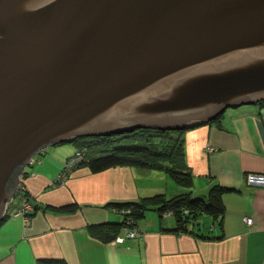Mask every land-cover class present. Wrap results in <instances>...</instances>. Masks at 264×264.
Listing matches in <instances>:
<instances>
[{
	"label": "water",
	"instance_id": "1",
	"mask_svg": "<svg viewBox=\"0 0 264 264\" xmlns=\"http://www.w3.org/2000/svg\"><path fill=\"white\" fill-rule=\"evenodd\" d=\"M264 103V0H0V224L43 150Z\"/></svg>",
	"mask_w": 264,
	"mask_h": 264
},
{
	"label": "crops",
	"instance_id": "2",
	"mask_svg": "<svg viewBox=\"0 0 264 264\" xmlns=\"http://www.w3.org/2000/svg\"><path fill=\"white\" fill-rule=\"evenodd\" d=\"M50 152L27 171L26 191L35 209L28 220L12 217L20 207L17 196L8 205L0 226V264H264V187L247 182L250 173L264 174V103L228 109L219 122L184 136L180 164L203 186L194 182L183 190L176 184L170 198L208 200L215 188H227L226 213L218 220L203 213L178 227L174 216L152 210L157 215L146 212L104 241L95 230L124 221L112 204L163 194L144 196L134 172L163 170L120 166L94 173L84 166L62 186L56 179L71 156L58 159ZM133 230L141 236L128 238Z\"/></svg>",
	"mask_w": 264,
	"mask_h": 264
},
{
	"label": "trees",
	"instance_id": "3",
	"mask_svg": "<svg viewBox=\"0 0 264 264\" xmlns=\"http://www.w3.org/2000/svg\"><path fill=\"white\" fill-rule=\"evenodd\" d=\"M220 119L221 117L217 118L216 122H219ZM81 142L89 150L83 154V160L76 168L86 166L94 173L130 165L164 168L181 186L187 188L194 186L192 174L181 164H179V169L172 168L169 164H166L168 162L174 165L177 158L184 160V139L181 138V134L177 131L145 128L113 136L90 137L82 139ZM49 151L50 148H47L42 154H47ZM38 157L40 156L35 157L34 164L39 159ZM65 168L66 165H64L58 176L65 172ZM27 171L28 169L26 168L23 174L25 177L29 175ZM226 189L223 187L215 188L208 200L204 198L193 199L186 195H179L169 199L164 194H160L154 195L152 198L146 197L139 202L112 204L111 207L118 209L123 218L124 214L121 212L126 208H130L136 216V220L130 221L126 218L122 223H107L95 230L97 232L96 235L100 236L104 241H110L122 233L124 225L131 226L133 224L134 226V222H138L151 209L173 213L178 227L179 225L185 226L186 222L196 219L203 213L218 220L226 213L223 201V193Z\"/></svg>",
	"mask_w": 264,
	"mask_h": 264
},
{
	"label": "rangeland",
	"instance_id": "4",
	"mask_svg": "<svg viewBox=\"0 0 264 264\" xmlns=\"http://www.w3.org/2000/svg\"><path fill=\"white\" fill-rule=\"evenodd\" d=\"M223 114L224 113H222L219 117H222ZM216 120H214L212 122H216ZM198 127L199 126H196L194 128H190V129H186V130H179L178 129V130H173V131L179 132V134H181V138L184 139V136H185V134L188 131L195 130ZM171 130H168V131H171ZM49 148H50V151H53L52 153H54V151H55L54 155L58 159H62L64 157L67 158L68 156H71L64 164V165H66L65 171L68 173V175H65V177H64L65 180H64V182L61 183V185L65 186L67 184V182L70 180V178L73 176V173L76 170L79 169V168H76V167L79 165L78 161L81 160L80 159V153L85 154L86 152H88L89 148L84 147L82 145L81 140L75 141L73 143H64V144L58 145L56 147L51 146ZM43 151L45 152V150H43ZM50 151H49V154H51ZM42 152L40 153L42 156L40 154L37 155V156H40V157H38L40 159L43 156H47L46 153L42 154ZM44 154H46V155H44ZM183 161L184 160H182V158H177V160H175V162H174L175 163L174 165L171 164V163H168V162L166 164H169V166L172 167V168L175 167V168L179 169V164L182 163ZM69 167H72V168H69ZM126 167H128V166H126ZM129 167H137V168H141V169L163 170V171H161V172H163V174L162 173H160V174L153 173L151 175L150 174L144 175V174L139 173L138 171L134 172V174H135L134 175V183H135L136 187L138 188V190L141 193H144L143 194L144 196L146 194L154 195L156 192L162 191L163 194L166 195V197H168L170 199L171 195L173 193H175L174 192L176 190L175 186L178 183L173 179L172 176H170L169 174L165 173V172H167L166 169H164V168H148V167H144V166H135V165H130ZM30 168L31 167H28L27 169H30ZM166 175H168V177H166ZM27 179H28V177H25L24 175L21 176V178H20V182H19V185H18V190L19 191L17 190V192H19L17 197H18V200L20 202V207L12 215V217H14V218L20 217V218H23L25 220H28L30 215L35 210L33 208V205L30 202L29 196L27 195V191H26L27 190V186H26V183H25ZM22 181H23V183H21ZM177 186H179V189H183V190H188V189L190 190L191 189V188H187V187L181 186L180 184H178ZM202 186L198 185V182H195V187H202ZM156 195H160V194H155V196ZM149 197L152 198V196H149ZM157 203H159V202L157 201ZM152 210L156 211V209H151V210L147 211L148 212L147 216H149V215H157V213L153 212ZM124 211H122V213L124 212L123 213L124 214V219L127 218L130 221L136 220V216L133 214V211L130 208H126V209H124ZM160 213H162L163 215L173 216V213H171V212L161 211ZM7 219H8V217L3 221V223ZM3 223H1V225Z\"/></svg>",
	"mask_w": 264,
	"mask_h": 264
},
{
	"label": "built area",
	"instance_id": "5",
	"mask_svg": "<svg viewBox=\"0 0 264 264\" xmlns=\"http://www.w3.org/2000/svg\"><path fill=\"white\" fill-rule=\"evenodd\" d=\"M210 151H213V148H210ZM83 158V154H80V159ZM82 161L79 160L78 161V164ZM69 168H72V167H69ZM65 175H68V173L65 171L61 176H58L57 179H56V182L61 184L62 182H64L65 180ZM23 176V174H22ZM247 182L248 184L250 185H253V186H259V187H264V174H259V173H250L247 175ZM23 183V181L21 182ZM19 191V190H18ZM19 192L16 193V196L18 195ZM125 212V211H124ZM123 212V213H124ZM122 213V212H121ZM122 213V214H123ZM245 222L248 224V225H252L254 223L253 219L251 218H245ZM140 233L137 231V230H133V231H128L127 232V237L128 238H135V237H139L141 235H139ZM120 240H123V238H121Z\"/></svg>",
	"mask_w": 264,
	"mask_h": 264
},
{
	"label": "bare ground",
	"instance_id": "6",
	"mask_svg": "<svg viewBox=\"0 0 264 264\" xmlns=\"http://www.w3.org/2000/svg\"><path fill=\"white\" fill-rule=\"evenodd\" d=\"M83 160V158H81Z\"/></svg>",
	"mask_w": 264,
	"mask_h": 264
}]
</instances>
